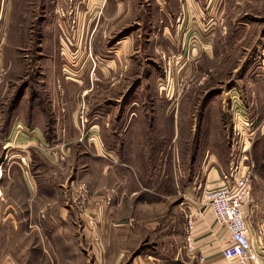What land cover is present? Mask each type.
Returning <instances> with one entry per match:
<instances>
[{"label":"rangeland","instance_id":"rangeland-1","mask_svg":"<svg viewBox=\"0 0 264 264\" xmlns=\"http://www.w3.org/2000/svg\"><path fill=\"white\" fill-rule=\"evenodd\" d=\"M87 1L73 15L70 0H0V264H203L188 243L191 213L206 209L192 181L203 159L227 161L222 180L233 168L264 181V0H106L92 15ZM25 97L40 118L79 107L82 127L88 105L91 122L166 120L146 141L161 150L141 167L152 192L124 214L110 195L89 206L75 183L85 168L68 170L82 151L69 161L67 146L52 153L68 163L60 207L32 200L37 180L59 173L8 137Z\"/></svg>","mask_w":264,"mask_h":264},{"label":"crops","instance_id":"crops-1","mask_svg":"<svg viewBox=\"0 0 264 264\" xmlns=\"http://www.w3.org/2000/svg\"><path fill=\"white\" fill-rule=\"evenodd\" d=\"M101 1L105 6V13H107L111 6L110 2L106 0H89L87 1L89 15L94 13L93 7H99ZM112 1L114 3V0ZM115 6L118 8L117 4ZM99 13H102V10ZM80 79L83 81L86 77H80ZM75 80L80 82L78 78ZM68 91L69 97L72 99L71 91ZM91 91V88L79 91L78 96L86 102V96L89 97ZM57 97L58 93L54 98ZM24 100H26V97L21 100L20 104L21 118L17 117L18 120L11 124L8 137L13 140L17 139L21 148L30 147V150L39 151L36 148L38 146L43 156L50 158L52 162L50 169L52 170V167L56 168L53 170L54 172L51 171V174L59 173L56 177L48 176L47 184L42 183V179L37 180V185L31 189L32 200L45 201L47 202L45 206H49V208L60 207V201L65 197L57 188L58 178L65 180L64 177H66L67 172L64 171V168L68 163L56 162L54 158L58 155L52 153L53 151L63 153L67 146H69V150L66 151L71 152L69 158L73 157L74 152L77 150L82 151L81 160L70 162L68 170L71 168V164L74 163L79 165L78 170L79 168H85V171L79 170L77 176H75L78 181L75 183H85L87 185L88 193L85 195L88 198L89 206L97 205L98 202L100 203L103 200V197L110 195L113 197L114 205H122L120 213L124 214L127 211L125 207H130L131 204L133 206L134 200H137L141 193L143 194L146 190L152 192V174L150 175V172L146 173L141 167L146 166L147 160L160 159L161 150L158 151L157 145L147 144L146 141H149L150 133L155 134L154 124L157 123L158 130L159 127L165 126L166 120L151 118L145 122L139 119L124 121L123 118H120L112 121L111 124L109 119L91 122L89 112H91L90 108L92 106L88 105L87 112L85 111L82 116L87 118L86 122L90 124L82 127L79 119L81 114L78 115L79 107L73 109V105H70L64 107L61 110L62 112L59 108L56 111L44 110V116L40 118L37 108L35 111H28L27 107H24ZM79 102L81 103L80 98ZM50 112L51 114L55 112V117L52 115L49 118ZM17 127L20 128L17 129ZM85 127L88 130L84 133L83 129ZM146 128L148 129L145 130ZM76 144L80 146L75 148ZM161 149H163V146ZM23 151L26 153L25 149ZM43 156L42 167L46 169ZM209 158L203 159L202 168L200 169L199 166L196 169L195 178L192 180L193 183L199 182L204 196L207 190L223 184L222 170L229 166L227 161L221 162L220 159ZM141 160H143L142 165H140ZM69 161H71V158ZM62 172L64 173L62 174ZM76 172L77 170L74 173ZM195 179L197 182L194 181ZM113 182L114 184H112ZM262 182H256L253 185L252 198L243 206L244 216L249 226V235L259 256L257 264H264V181ZM144 184H146L145 186L150 184V186L146 188L143 186ZM166 189L170 193V180ZM72 190H75L73 186ZM43 192L46 194H41ZM198 207V205L195 206V209L198 210ZM195 213V246L199 255L204 259L203 264H236V262L227 260L223 255L224 248L231 242V234L228 229L217 223L213 211L209 208L194 210ZM260 229H262V235L258 232Z\"/></svg>","mask_w":264,"mask_h":264},{"label":"built area","instance_id":"built-area-1","mask_svg":"<svg viewBox=\"0 0 264 264\" xmlns=\"http://www.w3.org/2000/svg\"><path fill=\"white\" fill-rule=\"evenodd\" d=\"M81 2L83 3V0ZM75 4L74 0H70V14L74 15ZM79 12L77 10V17ZM84 12L89 13V9L87 8ZM75 21L74 18L73 24ZM234 171L232 168V171L224 174L222 185L205 192L203 204L213 211L217 223L226 227L231 234V242L224 249L225 258L236 262V264H257L259 256L249 235V226L243 210L244 204L252 198L253 177L250 172L238 175ZM195 222V215L191 213L188 225V243L192 249H196ZM262 233V229H260V234L262 235Z\"/></svg>","mask_w":264,"mask_h":264}]
</instances>
